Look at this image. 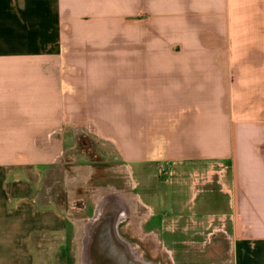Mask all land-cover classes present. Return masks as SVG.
Returning a JSON list of instances; mask_svg holds the SVG:
<instances>
[{
  "label": "crops",
  "instance_id": "obj_1",
  "mask_svg": "<svg viewBox=\"0 0 264 264\" xmlns=\"http://www.w3.org/2000/svg\"><path fill=\"white\" fill-rule=\"evenodd\" d=\"M128 81L131 157L107 121ZM83 140L119 148L131 181L95 210L117 197L142 229L264 264V0H0V264H35V236L67 230L50 195L75 200Z\"/></svg>",
  "mask_w": 264,
  "mask_h": 264
},
{
  "label": "rangeland",
  "instance_id": "obj_2",
  "mask_svg": "<svg viewBox=\"0 0 264 264\" xmlns=\"http://www.w3.org/2000/svg\"><path fill=\"white\" fill-rule=\"evenodd\" d=\"M111 81L108 85L107 101L109 104L112 101L115 102L116 97L112 91L115 90L117 83L114 80ZM122 85L123 95H125L123 98V101L125 100V110L122 114L115 111L110 112L107 115V121L109 122L108 126L120 125L117 132L124 135L118 136L121 142L120 146L131 157L130 137L141 121L142 115L132 112L131 107L126 110L129 107L127 106V98L132 94V82H124ZM118 86L121 88V84ZM86 143L89 145V149L79 145L70 157L72 165H75L74 170L70 172V175L76 178L74 185H71V191H75V200H71L73 197L71 199L66 197L71 203H63V192L60 188L56 190L54 188L50 195L54 202L56 195L58 199H61V201L59 200L61 203L59 211L63 212L67 218V230L55 236H35L31 244L35 264H83L81 257L84 236L83 226L92 217L91 214L95 212L94 201L91 199L95 196L98 197L100 191H102L101 197L104 198L107 193L106 189L110 187L123 190L125 194L132 193L131 184L129 183L131 181L127 179L126 170L121 166L126 161H121L119 148L107 146L103 148L91 140H86ZM56 176L59 177V174L55 175V172L48 174L45 180L46 184H54ZM65 190L67 191V189ZM55 191H57L56 194ZM80 201L83 202L85 208L77 204ZM219 208L210 209L209 212L217 213L220 211ZM166 219L164 218V220ZM140 223L139 218L128 216V220L122 228V233H126L134 240L136 247H140L147 254L148 257L145 255L146 259L158 264H231L232 257L228 254L226 241L220 243L221 247L216 253L211 250L209 243L204 246L201 237L198 238V241H190L189 237V241H187L188 237L181 233L174 234V236L168 235L164 231L162 223L157 220L152 219L149 224L143 226V229L140 227ZM152 233H155L154 238L158 237V241L153 240V237L150 236Z\"/></svg>",
  "mask_w": 264,
  "mask_h": 264
},
{
  "label": "water",
  "instance_id": "obj_3",
  "mask_svg": "<svg viewBox=\"0 0 264 264\" xmlns=\"http://www.w3.org/2000/svg\"><path fill=\"white\" fill-rule=\"evenodd\" d=\"M114 199L100 202L84 226L83 264H153L121 235L120 224L129 209L123 199Z\"/></svg>",
  "mask_w": 264,
  "mask_h": 264
},
{
  "label": "flooded vegetation",
  "instance_id": "obj_4",
  "mask_svg": "<svg viewBox=\"0 0 264 264\" xmlns=\"http://www.w3.org/2000/svg\"><path fill=\"white\" fill-rule=\"evenodd\" d=\"M82 142V146L84 147H87V149H89V145L86 143V141L85 140H83V141H81ZM108 199H110V200H115L114 199V197H107L106 199H104V201L105 200H108ZM103 202V201H102ZM77 204L80 206V203H78L77 202ZM93 215L94 214H91V216L93 217ZM128 216H130V212H129V210H128V212H127V214H126V216H125V218L122 220V222H121V224H120V228H119V231H120V233H121V235L126 239V240H128L129 242H131L132 244H134L135 245V247H136V244H135V242H134V240H132L126 233H122V228L124 227V225L126 224V222H127V220H128ZM91 217V218H92ZM219 242L220 241H218V242H215V241H213L211 244H210V247H211V250L212 251H215V249L218 247V245H220L219 244ZM136 248H138L139 249V251L141 252V254H142V256L146 259L148 256H147V254H145V252L143 251V250H141V248L140 247H136ZM147 257H146V256ZM147 261H149V262H151V263H153V264H158V263H155V262H153V261H151V260H149V259H146Z\"/></svg>",
  "mask_w": 264,
  "mask_h": 264
}]
</instances>
